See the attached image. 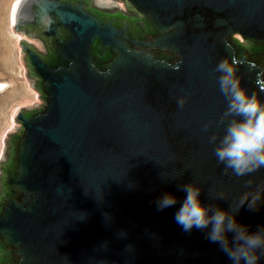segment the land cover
I'll return each mask as SVG.
<instances>
[{
	"label": "water",
	"instance_id": "1",
	"mask_svg": "<svg viewBox=\"0 0 264 264\" xmlns=\"http://www.w3.org/2000/svg\"><path fill=\"white\" fill-rule=\"evenodd\" d=\"M21 1L13 29L38 101L16 110L0 158L23 126L6 172L12 192L0 201L6 264H231L208 229L186 232L174 215L189 183L213 209L235 211L245 193H264V168L236 177L209 142L225 128L219 61L236 60L243 86L264 99V0H126L156 32L147 38L86 0H31L18 16L43 26L55 62L22 43ZM165 193L178 203L158 211ZM237 219L264 226V196Z\"/></svg>",
	"mask_w": 264,
	"mask_h": 264
},
{
	"label": "clouds",
	"instance_id": "2",
	"mask_svg": "<svg viewBox=\"0 0 264 264\" xmlns=\"http://www.w3.org/2000/svg\"><path fill=\"white\" fill-rule=\"evenodd\" d=\"M215 71L219 74V92L226 102L221 119L225 128L222 137L212 135L209 142L214 145V156L225 171L230 170L236 177L248 176L264 168V99L243 86L236 60L222 59ZM184 103V99L178 101L180 106ZM182 190L185 197L174 219L184 231L208 229L207 239L218 244L231 264H261L264 258V226L251 230L250 225L238 221L237 212L245 204L250 211L258 212L264 193H245L235 211H231L218 207L213 209L212 205L203 203L202 189L195 183L183 185ZM177 203L175 194L165 193L156 201L157 210L163 211Z\"/></svg>",
	"mask_w": 264,
	"mask_h": 264
},
{
	"label": "flooded vegetation",
	"instance_id": "3",
	"mask_svg": "<svg viewBox=\"0 0 264 264\" xmlns=\"http://www.w3.org/2000/svg\"><path fill=\"white\" fill-rule=\"evenodd\" d=\"M31 0H22L19 8L17 10L16 18V28L19 32H21L25 38L22 43L25 46L31 47L41 53L43 56L47 58L50 62H55L57 59L56 47L53 39L42 34L43 26L41 24H31L26 23V19L20 14L18 16L19 11L24 5L28 6ZM76 1V0H72ZM87 6L95 11L97 14L101 16H107L111 18H115L119 21L128 20L129 22V34L132 36L137 35L140 38H147L148 35L156 33L148 24L144 15L133 8L126 0H86ZM23 5V6H22ZM24 11V10H23ZM247 48L253 47L255 45L252 41H246ZM98 46L96 45L95 50L98 52ZM26 55V63L29 69V76L36 80L37 86L39 88V83L41 81L37 76L31 75V65L27 60V51L23 48ZM99 53V52H98ZM173 59L176 57L173 53H168ZM102 61L108 59V57L99 56ZM44 95V93H43ZM45 97V95H44ZM23 132V126L21 129L8 137L7 140V149L5 150V158L0 163V201L6 197L7 192L11 193L9 187L5 184L6 181V172L7 167L13 165L16 159V143L15 139L18 134ZM13 253V250L2 245L0 241V264H6L10 260V255Z\"/></svg>",
	"mask_w": 264,
	"mask_h": 264
},
{
	"label": "rangeland",
	"instance_id": "4",
	"mask_svg": "<svg viewBox=\"0 0 264 264\" xmlns=\"http://www.w3.org/2000/svg\"><path fill=\"white\" fill-rule=\"evenodd\" d=\"M16 2L0 0V158L4 152L6 134L16 126V110L38 101L37 92L29 86L24 75L18 45L20 35L13 29ZM238 38L243 41L241 36Z\"/></svg>",
	"mask_w": 264,
	"mask_h": 264
},
{
	"label": "bare ground",
	"instance_id": "5",
	"mask_svg": "<svg viewBox=\"0 0 264 264\" xmlns=\"http://www.w3.org/2000/svg\"><path fill=\"white\" fill-rule=\"evenodd\" d=\"M2 86L5 85V84H1Z\"/></svg>",
	"mask_w": 264,
	"mask_h": 264
}]
</instances>
